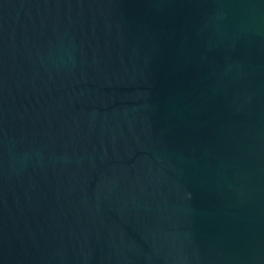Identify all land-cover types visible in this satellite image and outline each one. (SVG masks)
Wrapping results in <instances>:
<instances>
[{
    "label": "water",
    "instance_id": "water-1",
    "mask_svg": "<svg viewBox=\"0 0 264 264\" xmlns=\"http://www.w3.org/2000/svg\"><path fill=\"white\" fill-rule=\"evenodd\" d=\"M0 264H264V0H0Z\"/></svg>",
    "mask_w": 264,
    "mask_h": 264
}]
</instances>
